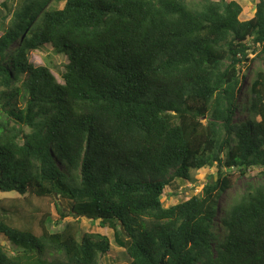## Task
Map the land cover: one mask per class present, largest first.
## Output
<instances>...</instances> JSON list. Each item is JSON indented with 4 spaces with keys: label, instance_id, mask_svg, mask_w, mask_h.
Returning a JSON list of instances; mask_svg holds the SVG:
<instances>
[{
    "label": "trees",
    "instance_id": "16d2710c",
    "mask_svg": "<svg viewBox=\"0 0 264 264\" xmlns=\"http://www.w3.org/2000/svg\"><path fill=\"white\" fill-rule=\"evenodd\" d=\"M65 1L63 9L54 3ZM3 0L0 191L60 199L63 218L121 231L130 264H264V186L220 208L264 168V0ZM14 45V46H13ZM51 47L59 83L31 63ZM245 115L239 120L236 115ZM217 168L203 194L166 208V189ZM0 205V264H102L112 243L68 224L42 234Z\"/></svg>",
    "mask_w": 264,
    "mask_h": 264
},
{
    "label": "rangeland",
    "instance_id": "374dc122",
    "mask_svg": "<svg viewBox=\"0 0 264 264\" xmlns=\"http://www.w3.org/2000/svg\"><path fill=\"white\" fill-rule=\"evenodd\" d=\"M191 3L199 2L200 0H188ZM221 1V0H215ZM235 1L241 4L244 12L241 15L242 21L250 20L256 10L257 0H227ZM3 0H0V11ZM22 3V0H19ZM65 1L54 3L53 7L63 9ZM14 46V45H13ZM249 62L241 69V74L246 73L247 79L243 80V91L238 96L240 104H245L246 95L245 87L251 83V79L258 72H264V54L260 49L255 52L251 51ZM31 63L35 67H47L56 77L59 83H63L62 75L66 71V66L69 64L68 58L64 55H58L51 47L32 53ZM239 120H245V115L239 113L236 115ZM217 179V168H204L202 170H194L191 173V180L185 181L177 179L167 189L166 195L162 199L166 208L186 202L195 196L203 194V189L209 181ZM264 186V168H254L243 176L232 190H230L221 199L220 208L233 203L239 199L246 191L255 187ZM60 199L37 198L30 196H21L17 193H4L0 191V205L6 207H14L19 210L14 217L12 225L18 229H32L37 235H41L42 226L45 224L48 230L53 233L62 231L66 225L74 224L80 227L81 234H101L107 236L112 243V251L103 259L102 264H130L123 248L117 241L121 237V231L114 232L109 228H102L99 222H92L86 219L75 221L71 217L63 218L57 209L60 205ZM0 244L5 245L10 253L11 243L8 239L0 236Z\"/></svg>",
    "mask_w": 264,
    "mask_h": 264
},
{
    "label": "built area",
    "instance_id": "2783aa9c",
    "mask_svg": "<svg viewBox=\"0 0 264 264\" xmlns=\"http://www.w3.org/2000/svg\"><path fill=\"white\" fill-rule=\"evenodd\" d=\"M243 1H246V0H243Z\"/></svg>",
    "mask_w": 264,
    "mask_h": 264
}]
</instances>
